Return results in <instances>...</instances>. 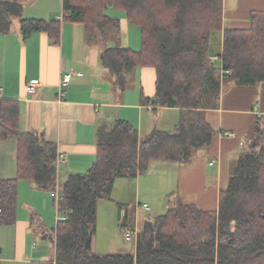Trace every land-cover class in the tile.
I'll return each instance as SVG.
<instances>
[{"label":"trees","instance_id":"1","mask_svg":"<svg viewBox=\"0 0 264 264\" xmlns=\"http://www.w3.org/2000/svg\"><path fill=\"white\" fill-rule=\"evenodd\" d=\"M24 7L22 0H0V33L8 32L19 18L24 37L44 31L58 43L62 23L68 22L84 24L89 42L107 41L117 38L121 28L120 20L108 11H124L130 23L140 28L141 48L107 47L101 52V64L122 95L138 68L154 69L155 92L144 101L153 110H180L172 129L156 127L144 136L123 118L98 128L95 161L86 173L68 176L61 188L65 219L46 229L54 255L31 264H264L261 118L252 129L249 149L221 190L217 209L186 203L147 220L132 239L135 253L93 249L98 203L111 198L118 178L135 179L155 160L191 162L215 139L206 111L219 107L223 80L239 86L264 83V10L251 11L246 27L224 28V0H63L61 19L48 20L24 17ZM221 31L222 51L214 58L213 34ZM12 137L18 141L17 173L0 178V226L17 221L20 181L57 191L56 143L43 133L22 130L19 102L0 98V139Z\"/></svg>","mask_w":264,"mask_h":264},{"label":"crops","instance_id":"2","mask_svg":"<svg viewBox=\"0 0 264 264\" xmlns=\"http://www.w3.org/2000/svg\"><path fill=\"white\" fill-rule=\"evenodd\" d=\"M22 2L26 18L48 20L62 17L63 0ZM227 6V0H224V28L246 27L251 11L264 10V0H237L232 9ZM108 14L120 20L121 28L117 38L110 37L107 41L89 42L87 28L82 23L63 22L58 43L44 31H35L24 37L21 21L12 24L8 32L0 33V98L17 100L20 104L21 129L43 133L47 140L56 143L59 151L55 193L44 191L31 183L25 185L26 181H22L24 183L21 182L19 186V192L28 190L31 196L38 197L39 201L35 204L25 202L31 211L29 231L34 230V218L38 222L37 229L43 231L42 236L46 239L45 232L49 229L47 218L52 215L50 208L47 210L49 201L51 204L53 201L54 206L57 204L59 199L56 194L60 193L70 174H84L90 169L97 155L99 127L111 125L113 120L123 118L130 120L140 136H144L156 127L161 128L162 115L168 127L162 129H172L179 119L178 108L160 107L153 110L144 101V98H151L155 92L154 69L139 68L129 82L133 88L128 85L123 95L114 86L112 76L101 64V52L118 44L136 50L138 41L136 37L131 40V23L124 11L111 8ZM223 31L220 32V51L215 52L213 43L211 46V54L215 58L222 51ZM70 71H75V74L64 86L65 96L59 100V84ZM33 80L40 81L42 86L36 93L30 94L27 85ZM225 81L219 107L206 111L207 120L216 130L215 139L208 148L199 150L192 161L186 164L155 160L147 172L135 179L118 178L111 198L99 201L97 215L106 206V215L113 228L101 253H114L113 246H118L117 225L120 230L131 227L138 232L147 220L155 218L144 215L142 210L154 209L157 215L186 203H195L205 210L218 208L221 190L227 187L244 148H249L253 138L252 127L259 118L264 126V83L239 86L230 80L226 81V85ZM17 149L16 138L0 139V178L16 176ZM43 202L46 210L40 208ZM145 204L148 208L143 207ZM18 229L20 237L26 241L27 230L22 222ZM35 245L34 242V248ZM98 248L99 244L95 240L93 249L98 252ZM106 248L110 252H106ZM135 251L134 243L132 253ZM47 253L48 248L44 247L32 253L31 257H40L35 259L38 261L49 260L51 255ZM17 260L20 261V258Z\"/></svg>","mask_w":264,"mask_h":264},{"label":"rangeland","instance_id":"3","mask_svg":"<svg viewBox=\"0 0 264 264\" xmlns=\"http://www.w3.org/2000/svg\"><path fill=\"white\" fill-rule=\"evenodd\" d=\"M237 3V0H227V8L228 9H232L233 8V4ZM20 19L19 18H15L14 19V25L19 22ZM242 25V24H241ZM131 30V40L134 39L135 37L137 38L136 41H138V45H136V50H139L141 48V36H140V28L139 26L135 25V24H130ZM133 41V40H132ZM213 45H215V52H219L220 50V33L216 32L213 34V39H212ZM132 48V47H131ZM135 50V48H133ZM215 58V56H214ZM216 64L218 66L221 65V60L220 59H216L215 60ZM139 69V68H138ZM135 72L134 76H136V74L138 73V70ZM140 73V72H139ZM135 79V78H134ZM135 81V80H134ZM226 82V81H225ZM228 82H226L227 85ZM129 87L130 84H129ZM137 87V86H134ZM133 88V87H131ZM114 121V120H113ZM112 121V122H113ZM166 119H164V115H162V121L160 122V126L161 128H168L165 125ZM111 122V123H112ZM173 128V127H171ZM254 128V126L252 127ZM249 148L245 147L244 151L247 150ZM8 162V161H6ZM161 162V161H159ZM19 182L18 185V209H17V221L15 224H9V225H1L0 226V248H2V252L0 253V264H25L24 262H28L32 259H34L33 261H38L35 259H40V257H31L32 253L38 252L41 250V248H48V256L51 255V258L54 255L55 249H54V243L51 240H48L46 238H43L42 233L43 231L41 229H37V224H33L32 223V227L34 228V230L29 231V226L30 223L28 224V222H31V211L30 208H28V206L25 204V202H33V204H35L36 202L39 201L37 196H31L29 191L26 190H22L21 192H19V186H21L22 182ZM25 185H28L29 182L26 181V183H24ZM148 194L149 193V190ZM21 193V196H20ZM61 193V191H60ZM60 193L58 194L57 198L60 201V209H57V204L55 203V206L53 204H51V201H49V207H48V211L50 208V211L52 213V215L48 216V220H49V229L52 230L53 227H55L56 223H57V215H59V217H61L63 215V211H64V207H65V203L63 202V195L61 193V197H60ZM149 198V197H147ZM101 201V200H100ZM106 201V200H104ZM107 203V202H104ZM150 203V202H149ZM28 204H32V203H28ZM152 205V203H150ZM36 206V205H35ZM40 208L42 210H46V204L40 203ZM108 212V208L105 206L102 209V212L100 211L98 214V228H97V232L95 234V240H97V243L99 244V248H98V252L101 253L104 251V246L105 243L108 241L107 238H109V234L112 232L113 228L110 225V222L108 220V216L106 215ZM142 213L144 215H150L152 218L157 217V215L155 214V210L151 209L150 211H145L142 210ZM56 215V216H55ZM156 215V216H155ZM22 222V224L24 225V227L27 230V240L25 241L24 237H20L19 235V231L20 229H18V225L19 223ZM37 222V221H35ZM143 222V221H142ZM38 223V222H37ZM22 227V226H19ZM117 234H116V239L118 241V246H113L114 248V252H134V241L133 240H126L125 236H124V228L120 230L119 226L117 225ZM35 244V248L33 247ZM106 252H110L108 248L105 249ZM18 258H20V261L17 260ZM31 264V261L28 263Z\"/></svg>","mask_w":264,"mask_h":264},{"label":"built area","instance_id":"4","mask_svg":"<svg viewBox=\"0 0 264 264\" xmlns=\"http://www.w3.org/2000/svg\"><path fill=\"white\" fill-rule=\"evenodd\" d=\"M224 73H228V71H224ZM74 74H75V71H70L62 77V80L59 84V94H58L57 99H59V100L63 99V97L65 96L64 86L67 85L71 81V78ZM41 86H42V84L40 81H34V80L30 81L27 85V92L30 94H34L38 91V89ZM56 196H58V195L56 194ZM58 202L59 201H57V209H60V205H58ZM143 207L148 208V205L145 204V205H143ZM57 218H58L57 221H61V220L65 219V217L63 215L61 217H59V215H57ZM137 234H138V232L135 229H132L131 227H125L124 228V236L128 240H132V239L135 240L137 237Z\"/></svg>","mask_w":264,"mask_h":264},{"label":"bare ground","instance_id":"5","mask_svg":"<svg viewBox=\"0 0 264 264\" xmlns=\"http://www.w3.org/2000/svg\"><path fill=\"white\" fill-rule=\"evenodd\" d=\"M50 228V227H49Z\"/></svg>","mask_w":264,"mask_h":264}]
</instances>
